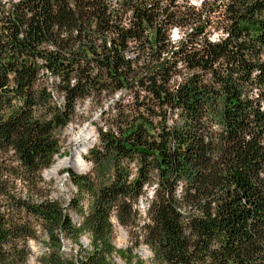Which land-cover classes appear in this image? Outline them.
<instances>
[{
    "label": "trees",
    "instance_id": "1",
    "mask_svg": "<svg viewBox=\"0 0 264 264\" xmlns=\"http://www.w3.org/2000/svg\"><path fill=\"white\" fill-rule=\"evenodd\" d=\"M194 1L0 0V264L38 230L42 264H264V0ZM84 101L102 120L64 207L40 172Z\"/></svg>",
    "mask_w": 264,
    "mask_h": 264
},
{
    "label": "rangeland",
    "instance_id": "2",
    "mask_svg": "<svg viewBox=\"0 0 264 264\" xmlns=\"http://www.w3.org/2000/svg\"><path fill=\"white\" fill-rule=\"evenodd\" d=\"M194 3H196L193 0ZM178 33L176 30H172V39H176ZM105 111L108 108H104ZM99 110L91 101H84L79 104L77 108V114L75 119L66 126L63 130L58 132V138L60 141V151L59 154L54 158L53 163L50 167L43 169L40 172L41 181L38 184L40 189L37 194L44 196L47 195L49 199L59 201L64 207H67L71 203V200L75 198L76 191L73 187L70 179L69 172L76 174H89L91 172V164L86 159L88 157L89 151L97 144V132L96 125H100L102 116H100ZM86 128L90 135L86 142V146L83 149V165L81 167L73 168L69 165L70 159L72 158L74 152L79 147L72 144V131H77L79 129ZM150 196V189L147 191L146 197L142 198L136 209L139 211L141 216L140 222H142L145 215V209L147 207L146 200ZM84 204V211L86 212L88 206V196L84 195L82 201ZM68 215L71 221L78 226L81 222V217H78L76 213L68 210ZM113 227L110 236L112 245L116 249H125L133 243V238L129 235L127 230L119 226L115 220L112 221ZM46 241V236L40 230L36 234L35 240H28L27 247L29 250L27 264H42V257L47 252L43 242ZM80 243L84 249L89 250V241L85 236H82ZM61 252L63 254L75 255L77 252V247L71 244L69 241L62 239L61 241ZM133 253L143 260L145 264H156L153 262V257L151 252L143 244L138 245ZM114 264H123L122 261L116 257H112Z\"/></svg>",
    "mask_w": 264,
    "mask_h": 264
},
{
    "label": "bare ground",
    "instance_id": "3",
    "mask_svg": "<svg viewBox=\"0 0 264 264\" xmlns=\"http://www.w3.org/2000/svg\"><path fill=\"white\" fill-rule=\"evenodd\" d=\"M89 131L86 128L79 129L77 131H72V144L79 147L75 150L72 158L70 159L69 165L73 168L81 167L83 165V160L81 155L84 153L83 149L86 146V142L89 139ZM83 156V155H82Z\"/></svg>",
    "mask_w": 264,
    "mask_h": 264
}]
</instances>
